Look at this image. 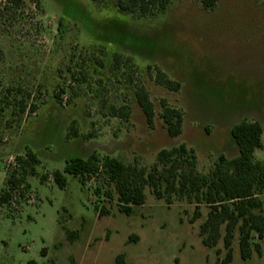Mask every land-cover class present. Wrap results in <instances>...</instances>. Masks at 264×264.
I'll list each match as a JSON object with an SVG mask.
<instances>
[{
    "label": "rangeland",
    "instance_id": "1",
    "mask_svg": "<svg viewBox=\"0 0 264 264\" xmlns=\"http://www.w3.org/2000/svg\"><path fill=\"white\" fill-rule=\"evenodd\" d=\"M6 5L0 0V95L15 88L17 98L29 93L39 105L19 120L11 107L0 121V196L16 156L32 150L40 163L28 176L30 187L0 204V264H116L121 254L122 264L222 261L223 239L209 248L200 236L207 205L192 222L195 204L175 197L168 204L147 188L146 203L127 215L106 181L82 185L67 175L61 189L53 173L64 171L68 158L94 152L151 168L160 150L182 143L195 150L204 174L221 155L236 157L231 128L243 120L264 128V0H218L212 9L202 0H173L166 13L146 17L92 0H24L17 11ZM159 70L179 81L180 91L158 83ZM137 86L154 103L152 127L137 103ZM163 100L183 112L178 137L160 117ZM122 105L129 106L128 121L111 114ZM261 244L260 254L243 260L237 231L229 264H264Z\"/></svg>",
    "mask_w": 264,
    "mask_h": 264
},
{
    "label": "trees",
    "instance_id": "2",
    "mask_svg": "<svg viewBox=\"0 0 264 264\" xmlns=\"http://www.w3.org/2000/svg\"><path fill=\"white\" fill-rule=\"evenodd\" d=\"M7 11H17L24 5V0H3ZM101 8L113 7L122 14L134 17H146L164 14L173 0H92ZM218 0H202L207 9L215 7ZM139 46V45H135ZM120 66L121 55H114ZM128 62V61H126ZM156 81L172 91H180L179 81L170 79L163 71L156 73ZM8 95H0V121L12 107L11 115L18 120L26 114H35L36 103H30L31 94L17 98L15 88H7ZM61 95L66 93L62 87ZM14 94V95H13ZM60 94L56 99L62 103ZM136 100L141 107L149 126L154 125L155 106L148 90L137 86ZM160 117L171 137L183 133L184 115L182 110L170 106L165 100ZM111 114L128 121V105L112 106ZM73 135L78 136L77 129L72 128ZM231 135L238 146V155L228 159L221 155L214 168L207 174L198 170L197 154L185 143L171 148H164L157 155V162L151 168L141 167L139 163L128 164L119 157L101 156L94 152L88 157L74 156L66 160L64 171L53 173L54 182L65 189L68 185L67 175L79 178L82 185L89 180H103L113 186L121 213L131 215L136 207L146 203V189L150 188L158 198H165L172 204V198L195 204L192 218L195 222L202 216L201 205L210 208L206 220L200 226V236L205 246L215 248L221 239L227 249V255L217 264H229L233 260V242L239 233V247L243 260H248L254 252H262L264 240V161L257 160L255 153L263 148L264 128L259 121L243 120L231 128ZM4 138L0 132V144ZM40 160L37 154L28 150L15 157V166L10 172L6 186L1 190L0 204H9L13 194L21 188L30 187L28 176L37 174ZM47 175L42 180L47 179ZM101 193L100 188H96ZM107 196L114 199L111 190ZM97 208V207H96ZM225 230V234H223ZM123 254L119 255L116 264L123 263Z\"/></svg>",
    "mask_w": 264,
    "mask_h": 264
}]
</instances>
